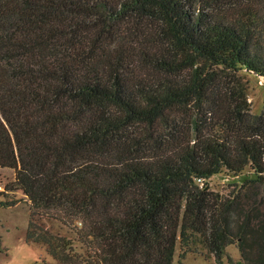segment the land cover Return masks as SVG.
I'll use <instances>...</instances> for the list:
<instances>
[{
  "label": "trees",
  "instance_id": "16d2710c",
  "mask_svg": "<svg viewBox=\"0 0 264 264\" xmlns=\"http://www.w3.org/2000/svg\"><path fill=\"white\" fill-rule=\"evenodd\" d=\"M243 69L264 76V0H0V165L41 264H173L179 241L264 264ZM247 166L239 191L210 185Z\"/></svg>",
  "mask_w": 264,
  "mask_h": 264
},
{
  "label": "rangeland",
  "instance_id": "374dc122",
  "mask_svg": "<svg viewBox=\"0 0 264 264\" xmlns=\"http://www.w3.org/2000/svg\"><path fill=\"white\" fill-rule=\"evenodd\" d=\"M241 74L248 84L249 100L253 113H261L264 110V76L257 72L243 69ZM253 173V169L247 166L240 174L230 171L226 167L215 173L210 179V185L223 195H231L247 182V175ZM16 177V170L12 167L0 165V264H41L43 260L53 261L54 258L46 251V246L36 241L27 239L30 220V202L23 189L8 191L7 184ZM259 193L253 198L258 206L264 210V187L259 186ZM256 196V197H255ZM18 199L12 206L2 204L3 200ZM56 229L66 232V228L56 221ZM242 251L238 242L227 245L223 255L224 261H229L232 256L236 262L241 261ZM173 264H221L215 252L200 245L199 249L186 251L185 245L178 242Z\"/></svg>",
  "mask_w": 264,
  "mask_h": 264
},
{
  "label": "built area",
  "instance_id": "2783aa9c",
  "mask_svg": "<svg viewBox=\"0 0 264 264\" xmlns=\"http://www.w3.org/2000/svg\"><path fill=\"white\" fill-rule=\"evenodd\" d=\"M202 180V179H201Z\"/></svg>",
  "mask_w": 264,
  "mask_h": 264
}]
</instances>
